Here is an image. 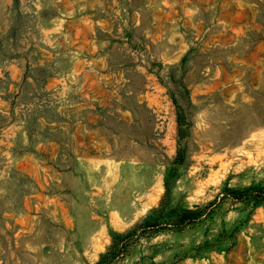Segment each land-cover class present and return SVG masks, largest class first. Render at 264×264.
Returning <instances> with one entry per match:
<instances>
[{
    "label": "rangeland",
    "instance_id": "obj_1",
    "mask_svg": "<svg viewBox=\"0 0 264 264\" xmlns=\"http://www.w3.org/2000/svg\"><path fill=\"white\" fill-rule=\"evenodd\" d=\"M144 222L114 264H264V0H0V264Z\"/></svg>",
    "mask_w": 264,
    "mask_h": 264
},
{
    "label": "trees",
    "instance_id": "obj_2",
    "mask_svg": "<svg viewBox=\"0 0 264 264\" xmlns=\"http://www.w3.org/2000/svg\"><path fill=\"white\" fill-rule=\"evenodd\" d=\"M178 159L177 161H180ZM176 161V162H177ZM161 207V206H160ZM158 212V215H161L162 208L155 211ZM201 209L195 207V210H185L181 213H178L172 223L169 225L172 228H178L189 224L196 220L200 216ZM167 224V223H165ZM156 226V222H144L142 224L136 225L130 231L126 233H113L111 236V244L107 248L106 252L100 255L99 261L96 264H114L117 260L122 258L127 254L131 245L139 239L141 235L149 233L150 230H153Z\"/></svg>",
    "mask_w": 264,
    "mask_h": 264
}]
</instances>
